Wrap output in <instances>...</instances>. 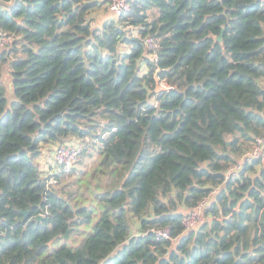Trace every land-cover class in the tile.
Returning a JSON list of instances; mask_svg holds the SVG:
<instances>
[{
  "label": "trees",
  "instance_id": "16d2710c",
  "mask_svg": "<svg viewBox=\"0 0 264 264\" xmlns=\"http://www.w3.org/2000/svg\"><path fill=\"white\" fill-rule=\"evenodd\" d=\"M106 6L0 0V264H264V158L229 174L264 136V0ZM60 144L92 172L45 171Z\"/></svg>",
  "mask_w": 264,
  "mask_h": 264
},
{
  "label": "built area",
  "instance_id": "2783aa9c",
  "mask_svg": "<svg viewBox=\"0 0 264 264\" xmlns=\"http://www.w3.org/2000/svg\"><path fill=\"white\" fill-rule=\"evenodd\" d=\"M131 0H107V7L109 12L113 17H120L124 13L130 10ZM11 43V37L7 36L5 33L0 31V48H5ZM146 45L149 50L156 54L159 44L157 40L153 37H149L146 40ZM54 162L59 167L60 172L71 173L76 167L78 162V157L81 153V149L78 145L74 144H60L54 149ZM259 158H264V136L258 137L252 146V148L247 151L243 157L239 160L238 164L234 169L230 171V175L236 174L246 162H251ZM55 174L50 172V180L48 181L47 187L54 186L56 180L53 177ZM210 202V197L204 199L201 205L195 208V210L190 213L184 219V225L187 231H192L198 228L200 224L204 221L203 208L207 206ZM153 232L158 238L170 239L171 230L169 228H158L153 229Z\"/></svg>",
  "mask_w": 264,
  "mask_h": 264
},
{
  "label": "rangeland",
  "instance_id": "374dc122",
  "mask_svg": "<svg viewBox=\"0 0 264 264\" xmlns=\"http://www.w3.org/2000/svg\"><path fill=\"white\" fill-rule=\"evenodd\" d=\"M107 14L111 15V13L108 10V7L106 6V8H104V10L100 14L102 16L94 15V17H95L94 24L100 26L103 22L100 18L106 16ZM263 84H264V82H263ZM54 149H55V146L51 147L50 150H46V153L44 156L40 157V159L42 160V163L44 164L45 171H47L50 168V167L49 168L47 167L48 165L51 166V165H53L52 163H54V162H52V160H53L52 156H53ZM99 157H100V155H99L98 151L95 150L93 152L92 157L85 160V165H81L80 163H78L75 167L81 173V175H78V176L79 177H85V176L89 175L92 172V168L96 166ZM59 244H61V243H54V246L59 245ZM52 246L53 245H50V249L52 248Z\"/></svg>",
  "mask_w": 264,
  "mask_h": 264
},
{
  "label": "water",
  "instance_id": "95a60500",
  "mask_svg": "<svg viewBox=\"0 0 264 264\" xmlns=\"http://www.w3.org/2000/svg\"><path fill=\"white\" fill-rule=\"evenodd\" d=\"M222 38H223V33L217 38V41H222ZM157 76V75H156ZM162 88L160 87V85L158 84V87H157V91L161 90ZM25 215H28V212H25ZM43 217L41 216L39 219H42ZM68 234L65 236V238H68Z\"/></svg>",
  "mask_w": 264,
  "mask_h": 264
},
{
  "label": "crops",
  "instance_id": "0c3cea01",
  "mask_svg": "<svg viewBox=\"0 0 264 264\" xmlns=\"http://www.w3.org/2000/svg\"><path fill=\"white\" fill-rule=\"evenodd\" d=\"M101 14V12L99 13V14H97V16H102V15H100ZM112 16V14L110 15V14H107L106 16H104V17H101L100 19L104 22L105 21V19H106V17L108 18V17H111ZM52 159H53V156H52ZM53 161V160H52ZM53 164V163H52Z\"/></svg>",
  "mask_w": 264,
  "mask_h": 264
}]
</instances>
